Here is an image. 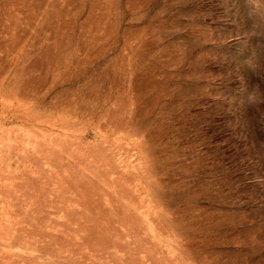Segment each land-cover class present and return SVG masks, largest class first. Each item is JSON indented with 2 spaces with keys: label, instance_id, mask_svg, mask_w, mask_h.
Returning a JSON list of instances; mask_svg holds the SVG:
<instances>
[{
  "label": "rangeland",
  "instance_id": "374dc122",
  "mask_svg": "<svg viewBox=\"0 0 264 264\" xmlns=\"http://www.w3.org/2000/svg\"><path fill=\"white\" fill-rule=\"evenodd\" d=\"M0 264H264V0H0Z\"/></svg>",
  "mask_w": 264,
  "mask_h": 264
},
{
  "label": "clouds",
  "instance_id": "9594fccd",
  "mask_svg": "<svg viewBox=\"0 0 264 264\" xmlns=\"http://www.w3.org/2000/svg\"><path fill=\"white\" fill-rule=\"evenodd\" d=\"M252 97H251V94H250V99H251Z\"/></svg>",
  "mask_w": 264,
  "mask_h": 264
}]
</instances>
